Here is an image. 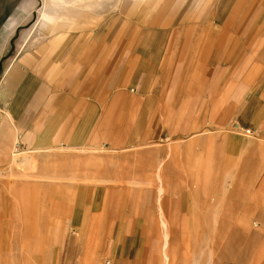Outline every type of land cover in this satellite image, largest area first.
I'll return each instance as SVG.
<instances>
[{
  "label": "crops",
  "instance_id": "0c3cea01",
  "mask_svg": "<svg viewBox=\"0 0 264 264\" xmlns=\"http://www.w3.org/2000/svg\"><path fill=\"white\" fill-rule=\"evenodd\" d=\"M40 7L0 0V216L16 150L145 146L128 184L28 182L60 264H264V0H121L91 27Z\"/></svg>",
  "mask_w": 264,
  "mask_h": 264
},
{
  "label": "rangeland",
  "instance_id": "374dc122",
  "mask_svg": "<svg viewBox=\"0 0 264 264\" xmlns=\"http://www.w3.org/2000/svg\"><path fill=\"white\" fill-rule=\"evenodd\" d=\"M65 1L69 5L65 9L58 8L54 19H70L78 23L84 21L91 27L112 13L121 0H105L100 2L99 7L97 6L99 0H93L97 6L94 9L84 7L92 0ZM46 2L48 4V0H41L40 10ZM51 2L53 3L52 0ZM56 3L57 7H60V0H56ZM47 8L41 11L43 19L48 13ZM37 16H39V11L35 14V20L38 19ZM33 24V22L24 24L21 31L29 32ZM144 147L135 146L122 151H111L105 148L60 149L47 153L16 150L14 154H17V157L13 155L16 161L11 176L14 180L23 181L25 188L23 197L18 199V206L10 208L8 215L0 216V264H60L58 261L60 249L54 246L57 233L51 230L47 216L43 214L46 197L43 196V192L34 194L32 189H29L28 182L35 181L38 183L37 186L48 184L50 180H70L92 184L111 182L128 184L130 178L139 177L146 171ZM153 147L155 153L151 157L154 159V166H148L147 169L154 174H159V150L155 149H159L160 145ZM24 157H30L33 164L25 165L17 162ZM106 262L114 264L113 260L107 256H101L98 264Z\"/></svg>",
  "mask_w": 264,
  "mask_h": 264
},
{
  "label": "bare ground",
  "instance_id": "6f19581e",
  "mask_svg": "<svg viewBox=\"0 0 264 264\" xmlns=\"http://www.w3.org/2000/svg\"><path fill=\"white\" fill-rule=\"evenodd\" d=\"M102 0H99V3L101 2ZM104 1V0H103ZM96 2H88V6L86 7V9H94L96 8L97 6L94 4ZM98 3V4H99ZM60 7H57V4H56V7L55 6H50V8H47L48 9V13H46L44 19L42 21H45V20H52L55 18V16H57V13H58V8H61V9H65L67 8L68 4L66 3L65 0H60ZM79 12V11H78ZM59 20V19H58ZM53 22V21H52ZM15 158L17 157V154H14ZM17 162H20L22 164H25V165H32L33 164V161L30 157H24L23 159L21 160H17Z\"/></svg>",
  "mask_w": 264,
  "mask_h": 264
},
{
  "label": "built area",
  "instance_id": "2783aa9c",
  "mask_svg": "<svg viewBox=\"0 0 264 264\" xmlns=\"http://www.w3.org/2000/svg\"><path fill=\"white\" fill-rule=\"evenodd\" d=\"M241 132L244 134V135H247V136H251L253 135L252 131L249 130V129H240ZM105 264H110V262H106Z\"/></svg>",
  "mask_w": 264,
  "mask_h": 264
}]
</instances>
